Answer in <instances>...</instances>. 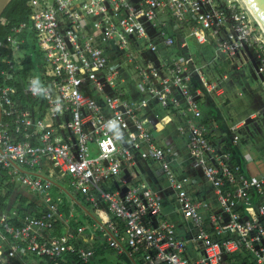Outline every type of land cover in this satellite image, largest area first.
Segmentation results:
<instances>
[{"label": "built area", "instance_id": "obj_1", "mask_svg": "<svg viewBox=\"0 0 264 264\" xmlns=\"http://www.w3.org/2000/svg\"><path fill=\"white\" fill-rule=\"evenodd\" d=\"M29 5V19L7 36L13 55L0 81V176L33 189L43 206L23 216L0 208V264L28 255L51 264H115L97 263L96 249L78 244L88 227L73 228L61 211L51 167L93 206L105 244L132 264H264V173L250 175L211 138L201 97L219 81L191 50L172 52L185 31L218 56L251 48L264 72V28L247 2ZM28 38L44 75L29 76L21 93L9 80L25 67L18 54ZM142 159L166 185L139 175ZM185 162L192 172L178 174L175 164ZM174 199L180 224L164 213ZM58 221L65 231L52 236Z\"/></svg>", "mask_w": 264, "mask_h": 264}, {"label": "crops", "instance_id": "obj_2", "mask_svg": "<svg viewBox=\"0 0 264 264\" xmlns=\"http://www.w3.org/2000/svg\"><path fill=\"white\" fill-rule=\"evenodd\" d=\"M26 34H24V31H23V33H21L20 36H24V35L27 36ZM28 36H31V35H28ZM26 42L31 43V49H28L27 47L24 46V44ZM22 46H24L23 48L26 50L20 51L18 55L23 58V61L25 63V67L19 73L20 77H18V80H9V82L15 83L16 85L19 83L22 85V87H24L25 84L27 83V78L29 76H31V75H42L43 71L37 69V68H39V62L37 60L38 57L36 55L31 54L32 51L34 49H36V47L34 46V43L28 38L22 44ZM12 55L13 54H12V50H11V57H12ZM30 55H32V56H30ZM28 59H30V62H31V65L29 66V68H27V66H26V60H28ZM26 68H27V71L29 72V74H28V76L24 77L23 76V70H25ZM210 77H212V76H210ZM227 77H228L227 74H225L224 79ZM212 78H215V77H212ZM5 79L0 80V81H4ZM263 79H264V77H263ZM220 84H221V82L219 81L218 90H215L214 92H210V93L206 91L203 93V95L201 97V99H202L201 104H202V110H203L202 121L204 122V119H206L208 117V121H207V123H205V125L209 131L211 138L218 145L226 147V148H231L234 151L236 158L239 159L240 161L243 158H245L248 162L247 166L244 165L247 173H249L252 176H260L261 174L264 173V159L262 158L263 155H261L257 151L256 152L254 151L255 147L257 146L254 143H249V146L245 145L242 147V143L240 140V134H242V128L241 127H242V123H245L247 120L245 118H244L245 119L244 120L242 118V116H240L239 118L236 119L237 116L236 117L231 116V115H228V112H225L226 109H228V107L227 108H225V107L227 105H229L231 101L229 99H227L228 97L226 96V94L222 93L224 91V89L220 90ZM236 86L238 87V85H236ZM20 92H21V89H20ZM23 96L25 98L26 94H23ZM219 97H222V99H220ZM220 100L224 101V105L221 104ZM207 105L212 106V109L207 108L206 107ZM153 107L155 109H157L158 112L162 113L161 108H159L155 105ZM256 115H258L257 112H254L251 114V116H253V117H255ZM152 117L154 118V121H155V119H156L155 116H152ZM169 129H171V128H169ZM221 138L224 139L225 141H221L220 140ZM178 141H179L180 148L183 150V152L186 154V157L188 158L189 153H188L187 147L185 145V142L183 140H179V139H178ZM258 149H259V147H258ZM143 160H145V159L139 160L138 169L145 171L146 174L151 173V176L156 177V179L158 178L157 180L154 179V180H156L155 184L157 182V184L166 185V183H167L166 180H164L163 178L158 176L157 172L155 173V169H154L155 164L152 163L150 161V159H146L148 161V163L143 162ZM175 168H176V171L178 172V174H183L185 172H192V170H191L192 167L189 164V162L176 163ZM5 179H6L5 177L2 178L0 176V184H1L0 185V196H4L6 194V192H7L6 184L8 182H10V181H5ZM67 179L69 181V178H67ZM53 180H54V184L52 185V187H54V185L58 186V188L56 190V192H57L56 198L61 197V199H62V202L60 203L61 211L64 213V215L69 217V221H70L71 226L73 228L76 227V226L72 225L73 224L72 219L74 217H77V218L81 217L83 220L81 221L80 219H78V220H80V221H77L78 226L85 224L88 227L87 231L85 232L86 234L81 236L80 240L78 241V244L95 248L96 249V261H97V263L102 262L101 260H102V257H104V254L100 253L99 249L101 248V249L105 250V253L113 252V251L111 250V248H109L106 245L107 242L104 241L106 239V234L104 233V231H100L99 229H97L93 225L95 222V217H94L95 209L90 204L89 207L85 206V209H83V210H77L74 203L72 202V205H71L72 209L70 211V214H66V212L62 209V207L66 205V201H65V197H64L65 195H63L62 191L65 192L63 190V189H65L68 194H71L73 191L72 190L70 191L65 187L66 186L65 179H64V181L60 180V179L59 180L53 179ZM12 183L15 184V187H14L12 194L10 195V198L7 199L6 201L5 200L2 201L0 198V208L1 209L6 210V211H10V212L16 210L18 213H20L23 216V215L28 214V213H33V212L39 210L40 208H42V206H43L42 201H41L39 195L33 189H31L30 187H27L28 189L21 191L18 189V186H24V185H22L20 182H12ZM53 197H55V196L53 195ZM85 213H88V215H90V217L89 216L86 217ZM61 229H62V231L59 234H61L65 231V224L62 226ZM92 230H94L95 233H93ZM55 231H56V226H55L54 230L52 232H50V235H52V236L53 235L54 236L59 235V234H56ZM123 256L121 258L118 256L117 259L110 257V260L115 261V264H117L118 259L124 260ZM49 263L50 262L47 260V258H43V257L39 258V256L28 255V256L20 257V258L17 257L10 264H49ZM130 264H132V263H130Z\"/></svg>", "mask_w": 264, "mask_h": 264}, {"label": "rangeland", "instance_id": "obj_3", "mask_svg": "<svg viewBox=\"0 0 264 264\" xmlns=\"http://www.w3.org/2000/svg\"><path fill=\"white\" fill-rule=\"evenodd\" d=\"M185 39L188 41V45L182 46L181 42ZM189 50L194 54L193 59H195V62L200 65L203 70L207 71L210 76L215 77L221 82L220 90L224 89L222 93L226 94L228 97L227 99L231 101L230 104L225 107H228L225 112H228V115L237 116L236 119L242 116L243 119L245 118L247 120L245 123H242L241 127L242 134H240V140L242 147L245 145L249 146V143H254L257 145L254 151L263 155L262 158L264 159V86L262 83L264 72L261 71V65L258 58L255 56V52L251 48H247L237 51L231 57L218 56L213 46L203 44L199 42L197 38L187 36L186 32L183 31L179 34L178 43L172 48V52L188 53ZM225 74H227L228 77L224 79ZM236 85H238V87ZM219 98L222 99V97ZM220 101L221 104L224 105V101ZM254 112L258 114L255 117L251 116ZM220 140L225 141L222 138ZM143 162L148 163L147 160H143ZM241 162L243 166H247L248 162L245 158H243ZM51 171L54 173H50L53 179H60L63 181L65 179V187L73 191V187L67 178L61 177L52 167ZM138 172L141 177L156 179V177L151 176V173H147L148 176L145 171L138 169ZM158 185L160 188L163 187L162 184L161 186L160 184ZM18 189L24 191L28 188L26 186H18ZM56 190V188L51 187V193L55 198L57 195ZM63 190L65 191H62L63 195H67V191L65 189ZM163 193L175 195L174 191H172V193L163 191ZM177 208L178 205L174 199V203L167 202L165 204L164 213L168 217L171 216L180 224L183 223L182 219L180 215L174 212L177 211ZM109 254L114 259L118 257L116 253L111 252Z\"/></svg>", "mask_w": 264, "mask_h": 264}, {"label": "trees", "instance_id": "obj_4", "mask_svg": "<svg viewBox=\"0 0 264 264\" xmlns=\"http://www.w3.org/2000/svg\"><path fill=\"white\" fill-rule=\"evenodd\" d=\"M30 12H31V7L29 5V0H12L10 2V4L8 5V7L6 8V10L4 11V16L6 17V21H0V40L5 41V43L3 45L0 46V80L5 79L4 74L2 73V71L4 69H8L9 68V63H8V59L11 57V48L9 46V44L7 43V36L9 34L12 33V27L16 24H20L21 22L28 20L29 16H30ZM27 31L24 32V34H26ZM209 44V43H207ZM211 45V44H209ZM25 47H27L28 49H31V43L26 42L24 44ZM212 46V45H211ZM31 65L30 59L26 60V66L27 68H29V66ZM27 68L25 70H23V76L26 77L28 76L29 72L27 71ZM19 90L21 89V91L23 90V87L21 84H17ZM209 109H212V106L207 105L206 106ZM179 121V119H178ZM208 121V117L206 119H204V122L207 123ZM209 133V131H208ZM210 135V134H209ZM231 149V148H229ZM1 185V184H0ZM7 186V192L4 196H0L2 201H6L7 199L10 198V195L12 194L15 184L12 182H8L6 184ZM54 188H58L57 185H54ZM65 197V201H66V205L62 207V209L66 212V214H70L71 211V205L72 202L74 203L75 207L77 210H83L85 209V206L89 207L90 203L78 192L73 191L71 194H67L64 196ZM86 217L90 215H88V213H85ZM80 219L81 221L83 220L81 217L77 218L74 217L72 219V225L73 226H78L77 221ZM83 223V222H82ZM56 234H59L62 231V226L64 225L62 221H58L56 223ZM100 253L104 254V257H102V262L105 263H111L110 257L111 255L108 253H105V250L103 249H99ZM113 251V250H112ZM114 253V252H112ZM124 260H117V264H130L131 260L127 257V256H123ZM21 263V262H20ZM51 264V263H49Z\"/></svg>", "mask_w": 264, "mask_h": 264}, {"label": "water", "instance_id": "obj_5", "mask_svg": "<svg viewBox=\"0 0 264 264\" xmlns=\"http://www.w3.org/2000/svg\"><path fill=\"white\" fill-rule=\"evenodd\" d=\"M12 0H0V21L5 22L4 11ZM264 28V0H245Z\"/></svg>", "mask_w": 264, "mask_h": 264}]
</instances>
